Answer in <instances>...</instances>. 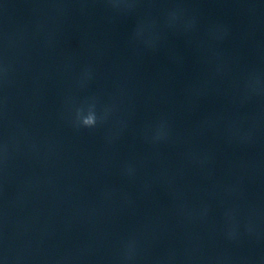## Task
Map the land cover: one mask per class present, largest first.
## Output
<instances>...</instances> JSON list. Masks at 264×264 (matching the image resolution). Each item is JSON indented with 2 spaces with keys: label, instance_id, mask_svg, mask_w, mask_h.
I'll list each match as a JSON object with an SVG mask.
<instances>
[{
  "label": "water",
  "instance_id": "obj_1",
  "mask_svg": "<svg viewBox=\"0 0 264 264\" xmlns=\"http://www.w3.org/2000/svg\"><path fill=\"white\" fill-rule=\"evenodd\" d=\"M5 64L0 264H120L129 240L134 264H264V0H0ZM93 99L107 120L73 127Z\"/></svg>",
  "mask_w": 264,
  "mask_h": 264
},
{
  "label": "clouds",
  "instance_id": "obj_2",
  "mask_svg": "<svg viewBox=\"0 0 264 264\" xmlns=\"http://www.w3.org/2000/svg\"><path fill=\"white\" fill-rule=\"evenodd\" d=\"M106 3L115 11L126 10L132 11L135 8L136 0H106ZM183 21V28L185 32L191 31L195 25L194 19H185L184 10L175 7L170 9L167 13L166 23L168 27H174L177 22ZM153 25L149 23L142 24L133 34V39L142 42L147 48H154L157 37L152 32ZM91 70L85 69L82 76L90 79ZM9 66L7 64L0 67V81L3 83L8 82ZM111 109H105L103 113L97 111V105L93 99L87 103L86 106L77 107L74 112L72 120L73 127L93 129L104 123ZM171 137L170 128L166 120H161L156 125H149L144 133V138L151 144H159L167 142ZM8 159V145L5 144L3 148V162L6 164ZM124 174L131 177L135 174V168L128 164L125 165ZM136 242L134 240L126 241L123 245L120 255V264H134L136 259Z\"/></svg>",
  "mask_w": 264,
  "mask_h": 264
}]
</instances>
